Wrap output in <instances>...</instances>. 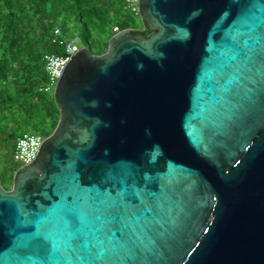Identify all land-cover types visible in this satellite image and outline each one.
Here are the masks:
<instances>
[{"label":"water","instance_id":"obj_1","mask_svg":"<svg viewBox=\"0 0 264 264\" xmlns=\"http://www.w3.org/2000/svg\"><path fill=\"white\" fill-rule=\"evenodd\" d=\"M86 45L37 159L0 183V264H264V0H140Z\"/></svg>","mask_w":264,"mask_h":264},{"label":"trees","instance_id":"obj_2","mask_svg":"<svg viewBox=\"0 0 264 264\" xmlns=\"http://www.w3.org/2000/svg\"><path fill=\"white\" fill-rule=\"evenodd\" d=\"M118 3L125 0H0V148L10 151L12 173L21 167L12 157L16 140L27 133L48 137L60 119L58 97L40 91L48 83L44 57L64 53L53 42L55 28L68 39L77 24L92 52L94 31L100 29L106 42L95 54L107 51L115 26L133 29L134 36L151 34L118 20Z\"/></svg>","mask_w":264,"mask_h":264},{"label":"built area","instance_id":"obj_3","mask_svg":"<svg viewBox=\"0 0 264 264\" xmlns=\"http://www.w3.org/2000/svg\"><path fill=\"white\" fill-rule=\"evenodd\" d=\"M126 9L140 16V0H125ZM133 30V29H131ZM119 26L113 28L114 34L121 32ZM62 30L55 28L53 42L63 47L64 53L61 55H46L44 57L48 83L40 91L55 95L56 87L62 78L65 68L73 57L81 50L79 43L82 42L80 34H75L72 38L61 39ZM46 137L37 133H27L19 137L13 150V161L21 166L33 163L40 152L44 139Z\"/></svg>","mask_w":264,"mask_h":264},{"label":"rangeland","instance_id":"obj_4","mask_svg":"<svg viewBox=\"0 0 264 264\" xmlns=\"http://www.w3.org/2000/svg\"><path fill=\"white\" fill-rule=\"evenodd\" d=\"M118 15H116L117 19L121 22L127 23L131 28H136L138 30H145L143 27V22L141 20V17L139 15L134 14L131 10L126 9L125 5L123 3H118L115 6ZM78 25H75V28L70 33L68 38H72L75 34H78ZM106 42V38L104 35V32H102L100 29H96L94 31V35L92 38V44H93V53L97 52L100 48L104 47ZM79 47L82 49L85 47V44L80 42ZM12 152V151H11ZM10 151L4 148H0V174L3 176V184L2 186L6 190H10L12 188L13 180H11V177L14 176V173H12L9 168L13 165L12 159L10 158L11 155ZM9 159V160H8ZM8 160V162H7ZM13 174V175H12Z\"/></svg>","mask_w":264,"mask_h":264},{"label":"flooded vegetation","instance_id":"obj_5","mask_svg":"<svg viewBox=\"0 0 264 264\" xmlns=\"http://www.w3.org/2000/svg\"><path fill=\"white\" fill-rule=\"evenodd\" d=\"M12 167V166H11ZM22 167V166H21ZM13 185V184H12ZM11 189V188H10Z\"/></svg>","mask_w":264,"mask_h":264}]
</instances>
